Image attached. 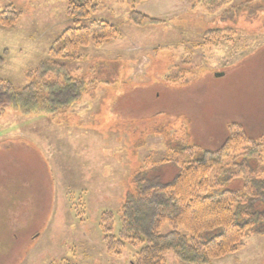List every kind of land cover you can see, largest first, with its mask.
I'll list each match as a JSON object with an SVG mask.
<instances>
[{"label": "rangeland", "instance_id": "374dc122", "mask_svg": "<svg viewBox=\"0 0 264 264\" xmlns=\"http://www.w3.org/2000/svg\"><path fill=\"white\" fill-rule=\"evenodd\" d=\"M245 1L211 13L197 0H144L134 9L160 22L136 26L124 0H99L98 15L122 36L65 61L88 82L77 103L61 117L0 116V264H133L134 247L106 253L100 218L111 211L118 228L135 173L169 181L177 168L162 157L183 144L213 150L232 124L264 141V4L249 17ZM66 2L0 0V11L20 12L14 26H0V78L30 81L69 25ZM214 29L231 41L193 47ZM166 264L188 263L169 253ZM208 264H264V232H247Z\"/></svg>", "mask_w": 264, "mask_h": 264}, {"label": "trees", "instance_id": "16d2710c", "mask_svg": "<svg viewBox=\"0 0 264 264\" xmlns=\"http://www.w3.org/2000/svg\"><path fill=\"white\" fill-rule=\"evenodd\" d=\"M66 1L69 25L29 73L30 81L15 86L10 79L0 78V116L10 109L21 115L61 117L88 84L83 77L73 76L65 61L78 60L82 48L122 36L117 25L98 15L99 0ZM124 1L131 24L160 22L134 9L144 0ZM197 2L213 13L230 0ZM262 4L264 0H247L241 6L252 17ZM19 17L20 12L8 5L0 11V26L10 28ZM230 41L221 29H214L204 32L193 47ZM231 127L213 150L183 144L162 157L157 163H172L177 168L167 182L157 181L149 172L133 175V189L125 192L118 211V228L113 213L102 212L100 231L106 253L118 256L129 246L136 250L133 264H166L169 253L188 264H208L236 251L247 232H264V141L250 137L239 125ZM235 180L240 187L228 189L226 184ZM166 224L170 229L163 231ZM59 264L72 263L62 258Z\"/></svg>", "mask_w": 264, "mask_h": 264}]
</instances>
